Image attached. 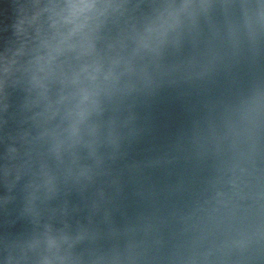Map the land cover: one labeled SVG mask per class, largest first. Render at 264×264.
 I'll use <instances>...</instances> for the list:
<instances>
[{
    "label": "water",
    "instance_id": "water-1",
    "mask_svg": "<svg viewBox=\"0 0 264 264\" xmlns=\"http://www.w3.org/2000/svg\"><path fill=\"white\" fill-rule=\"evenodd\" d=\"M0 264H264V0H0Z\"/></svg>",
    "mask_w": 264,
    "mask_h": 264
}]
</instances>
